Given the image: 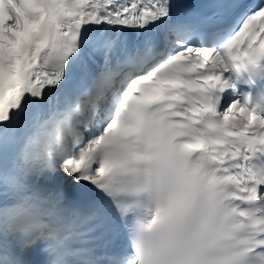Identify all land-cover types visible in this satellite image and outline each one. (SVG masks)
<instances>
[{"label":"snow or ice","instance_id":"6c2138e0","mask_svg":"<svg viewBox=\"0 0 264 264\" xmlns=\"http://www.w3.org/2000/svg\"><path fill=\"white\" fill-rule=\"evenodd\" d=\"M170 168L264 264V0H0V264H132L116 178Z\"/></svg>","mask_w":264,"mask_h":264},{"label":"clouds","instance_id":"9594fccd","mask_svg":"<svg viewBox=\"0 0 264 264\" xmlns=\"http://www.w3.org/2000/svg\"><path fill=\"white\" fill-rule=\"evenodd\" d=\"M116 179L135 213L132 264H242L247 232L230 185L179 168Z\"/></svg>","mask_w":264,"mask_h":264},{"label":"bare ground","instance_id":"6f19581e","mask_svg":"<svg viewBox=\"0 0 264 264\" xmlns=\"http://www.w3.org/2000/svg\"><path fill=\"white\" fill-rule=\"evenodd\" d=\"M11 22V21H10Z\"/></svg>","mask_w":264,"mask_h":264}]
</instances>
